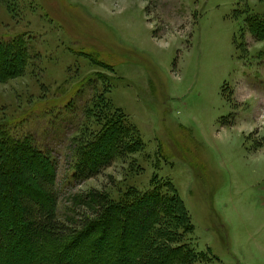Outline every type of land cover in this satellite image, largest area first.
Instances as JSON below:
<instances>
[{"label": "rangeland", "instance_id": "374dc122", "mask_svg": "<svg viewBox=\"0 0 264 264\" xmlns=\"http://www.w3.org/2000/svg\"><path fill=\"white\" fill-rule=\"evenodd\" d=\"M7 5L0 0V40L22 36L31 60L0 83V125L51 158L58 218L78 220L93 191L118 201L167 185L189 213L190 247L204 255L193 264H264V41L245 23L264 18V0ZM99 96L142 150L74 181L72 148L100 129L91 111Z\"/></svg>", "mask_w": 264, "mask_h": 264}, {"label": "trees", "instance_id": "16d2710c", "mask_svg": "<svg viewBox=\"0 0 264 264\" xmlns=\"http://www.w3.org/2000/svg\"><path fill=\"white\" fill-rule=\"evenodd\" d=\"M7 4L14 12L18 0H7ZM245 23L256 41H264V18L249 15ZM85 56L111 67L98 55ZM30 60V48L22 36L0 40V83L21 77ZM91 111L100 129L73 145L74 181L93 178L116 159L142 150L125 116L106 97L99 96ZM54 169L49 155L37 149L30 137L16 138L6 125H0V264H193L204 260L190 247L193 224L174 188L130 189L118 201L93 191L83 198L89 212L66 223L57 215ZM41 247L50 252L40 253Z\"/></svg>", "mask_w": 264, "mask_h": 264}]
</instances>
